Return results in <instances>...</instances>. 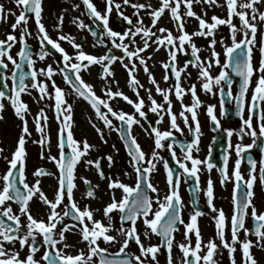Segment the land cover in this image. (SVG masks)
Returning <instances> with one entry per match:
<instances>
[{"label":"flooded vegetation","instance_id":"flooded-vegetation-1","mask_svg":"<svg viewBox=\"0 0 264 264\" xmlns=\"http://www.w3.org/2000/svg\"><path fill=\"white\" fill-rule=\"evenodd\" d=\"M20 2L19 18L12 24L10 37L0 39L10 45L3 58L13 56V62L2 61L5 68L0 71V120L4 125V143L0 147V264H99L101 254L116 253L111 251L115 221L122 231L130 230L129 236H124L130 247L145 246L138 238L136 226L151 217L156 208L160 215L175 204L181 226L204 221L218 226L226 240L233 238L237 244L231 246L230 253L244 257H252L254 250L264 253V38L250 41L258 42L257 45L247 42L246 78L222 74L218 85L205 79L198 87L185 83L177 77V60H171L173 79H167V86L158 83L153 87L157 96L145 105L139 103L138 91L129 84L115 89L113 80L103 92L96 84L93 89L85 84L88 72L98 82L108 79L114 63L123 57L112 50L108 42L112 37L108 29L111 22L97 8L90 7L91 16L85 14L92 21L85 28L92 26L97 31V37L88 34L103 50L101 56L93 46V54L85 64H74L71 55L60 49L59 42L50 40L41 43L47 65L44 77L40 78L36 70L34 53L20 72L21 48L28 44L36 51L27 28L49 30L42 19L46 14L45 6L40 5L42 0H36L34 13L24 20L25 0ZM101 4L99 1L97 7ZM50 11L47 14L54 13L53 6ZM118 19L112 22L114 28L122 22L127 27L131 25L122 16ZM47 43L53 46L56 58L46 51ZM182 47L168 49L175 56ZM63 67L73 70L88 94L69 85L61 71ZM166 73L169 74L167 69ZM180 81L184 86L189 84L187 92L192 98L185 105L181 104L187 93ZM63 82L67 91L62 88ZM193 89L198 90V97L193 95ZM167 91L165 97L173 96L177 104L176 114L168 112L170 104L166 101L164 113L159 111L164 102H157L162 96L158 92ZM114 102L132 110L145 106L140 121L150 136L148 148L163 157L166 177L157 181L161 183L155 186L154 198L148 184V214L123 226L119 218L113 219L112 210L120 211L125 206L137 180L130 190L123 189L121 180L111 188L113 176L110 179L106 168L104 140L96 141L94 148L76 134L72 124L78 107L89 109L100 126L113 121L116 145L125 151L120 135L127 131L134 141L139 135L136 128L133 133L131 115L110 111ZM66 113L68 121L64 119ZM113 200L119 202V208H112ZM154 224L149 228L151 233ZM123 233L119 241L124 240ZM153 238L158 239L156 235ZM254 261L250 259V264Z\"/></svg>","mask_w":264,"mask_h":264},{"label":"rangeland","instance_id":"rangeland-1","mask_svg":"<svg viewBox=\"0 0 264 264\" xmlns=\"http://www.w3.org/2000/svg\"><path fill=\"white\" fill-rule=\"evenodd\" d=\"M40 4L44 8L46 14L42 16L43 22L48 25L49 30L44 31L42 29L34 30L33 26L31 29L28 27V32L31 34V43L33 44L36 51L34 52V61L36 65V70L40 78L44 77V69L47 67L46 62H44L46 55L44 50L41 49L42 42H48L50 40H56L60 46V49L64 52L71 55L70 59L74 64H85L88 61L89 56L93 54L92 47L95 46L97 54L100 56L103 53V50L97 47L95 41L92 37L89 36L88 31H86L85 25L92 24V21L86 19L85 10L83 8V3L85 2L92 9L97 8L99 13L105 15L106 19L110 21V29L112 31V37L108 42L113 46L112 50L118 55L123 57L120 61H116L113 67L110 70V75L108 79L103 80V82H98L97 79H93L90 72L85 75V84L91 86L92 89L94 85H97V89L100 92L107 90V86L112 85L114 77L117 74V71L123 78L126 77H135L136 75H141L145 77L144 67L147 63L149 56L151 55V50L149 48L146 51L141 50L144 44V34L141 32V18H149L153 22V27L162 24L163 27L172 29V34L165 30V32L158 34L157 36L160 39H157V42L161 45L163 51L165 52L163 61L157 62L155 66V71L157 70L160 75L157 77L156 83L163 84L167 86V78H162V74H165V69L169 60L176 59V68L178 70V78L187 71L188 67L193 69L197 61V48L196 42H193L190 39L186 40L183 35V29L186 25V18L182 16L178 20H175V13H180V10L176 9L175 1L176 0H42ZM102 2L101 6L97 7V3ZM105 1V4H104ZM199 1L200 9L199 13L202 12L203 1ZM143 5H142V4ZM21 4L20 0H0V39L8 40L10 37L8 33L12 30V24L15 23V19L19 18L17 13V8ZM226 6L225 15L217 20L212 27L214 30H218L217 33L211 34L210 30H202L201 37H204L205 43L209 47L210 58L213 59L215 55L216 59L212 63V70L202 78L200 75H196L197 78L191 79L192 86L198 87V85L205 80H212V84L218 85L219 75L224 74L226 71V62L228 60V54L232 45L239 44L243 40L247 42L253 40H259L264 37V0H225ZM54 7V13L51 12L50 8ZM197 9V11H198ZM74 14V17L72 15ZM118 16H122V19L128 20L131 23L129 27L125 26L124 22L119 23V26L114 28L112 22H118ZM67 19L68 21V33L63 34L60 31V20ZM201 21L200 18H198ZM175 20V21H174ZM151 22V23H152ZM18 23V21L16 22ZM175 23L178 24V27H174ZM19 24V23H18ZM21 25V24H19ZM25 26V25H24ZM190 37L193 38L195 35L190 29ZM152 35V33L150 34ZM149 36V35H146ZM174 36V37H173ZM21 38V37H20ZM59 39V40H58ZM192 41V42H191ZM180 42L183 46L181 50H178V53L174 56L173 53L168 49V47L175 46L176 43ZM253 45H257L258 42H250ZM119 51L117 53L115 51ZM93 49V51H95ZM156 53V52H155ZM12 52L9 53L11 56ZM187 57L193 59V63H188ZM4 63L13 62V56L3 58ZM189 68V69H190ZM161 71V72H160ZM224 71V72H223ZM222 72V73H221ZM118 74V75H119ZM117 75V76H118ZM195 76V75H193ZM208 78V79H207ZM56 79V78H55ZM125 80V79H124ZM165 80V81H163ZM155 83V84H156ZM181 83V81H180ZM129 83L126 82L125 85ZM182 84V90L187 93L185 100L182 101L181 105H185L191 100L189 92H187L189 84ZM66 89L67 86L63 82ZM130 85V84H129ZM112 87V86H110ZM132 88V87H131ZM185 89V90H184ZM64 91L66 95L67 92ZM160 92H158V95ZM167 93L161 94L157 102H164L159 108L160 112H163L165 104V95ZM207 95V94H206ZM143 97V94H138L139 101ZM73 100V97L70 99ZM169 104V102H167ZM110 111L116 113L117 115H131L132 124L134 123L133 133H138L139 137L136 144L142 146L140 149L143 156V163L141 165L148 173V183L151 185V198L153 191H156V184L158 180H165V168L163 166V157L161 153H156L148 148V141L150 136L147 134L144 128V124L140 121V116L142 115L143 106L141 108L134 107L130 109L127 106H122L120 103H111ZM164 113V112H163ZM84 116V124L91 132H93L94 137H96L97 143L100 139L104 140L103 146L107 148L106 158L108 159L106 168L108 169L110 179L116 180L117 182L111 181V188L118 185V181L121 180V186L123 189H129L133 181L136 179L135 167L133 165L131 157L125 154V151H120L119 147L116 145L114 133H112V126L114 127V122L111 121L106 124L105 127L100 126L99 120L96 116L90 112L89 109L85 108L82 112ZM163 117V115H160ZM166 114L164 115V117ZM64 119L69 120L68 113L64 116ZM106 122V121H105ZM62 125V124H61ZM74 125V124H73ZM0 120V147L3 148L2 141V127ZM66 128V127H65ZM74 126V131L76 130ZM115 132V131H114ZM5 133V132H4ZM99 136V137H98ZM101 142V141H100ZM101 143V144H102ZM159 176V178H158ZM115 183V184H113ZM130 190V189H129ZM127 192H129L127 190ZM112 193L113 192L112 190ZM118 194V191H117ZM128 195V194H127ZM112 208H119V202L113 200ZM113 219L117 220L120 215L119 209L112 210ZM159 209L156 208V211L152 213L151 217H146L136 226L139 231L138 238L141 242H144L145 246H132L130 247L127 242H125L124 236H129L130 230H121L118 225L113 227L115 233V244L111 245V251L116 253L126 252L133 255L139 262L142 264H185L184 255L186 252L190 251L195 259L197 264H210V259L213 253L219 252L221 254V260L217 261L215 264H250V259H255L253 263L264 264V253L260 250H254L252 257L240 256L237 253H230L231 246H236L233 242V238L225 239L223 238V232L218 228V226L213 227L210 224L200 221L198 224L189 226L188 222H185L182 226L178 228V231L174 233L173 241L169 243L166 252L162 253L160 251V241L159 239H154L153 234L149 231V228L157 220L158 222ZM158 217V218H157ZM155 222V223H156ZM124 232V240L119 241L120 234ZM143 244V245H144ZM87 261L88 258L86 257ZM251 263V264H253Z\"/></svg>","mask_w":264,"mask_h":264},{"label":"bare ground","instance_id":"bare-ground-1","mask_svg":"<svg viewBox=\"0 0 264 264\" xmlns=\"http://www.w3.org/2000/svg\"><path fill=\"white\" fill-rule=\"evenodd\" d=\"M225 0H204L203 1V8L202 12L199 13L200 9L199 7V1L197 0H176L175 5L177 6L176 9L180 10V13H175V20H178L182 16L187 17L186 18V25L183 29V35L186 40H188V43L190 42V39L193 42H196V48H197V61H195V66L191 70L190 67H188L187 71H185L181 79L184 80L186 83L188 80L191 82V79L197 78L196 75H200L201 77H206L212 70V63H214L216 57L213 55V59L210 58L209 55V47L207 43H205L204 37H201L202 30H210L211 34L217 33L218 30L212 29L214 24L222 18L226 13V6L224 4ZM142 4V3H141ZM143 5V4H142ZM198 9V11H197ZM72 15V14H71ZM182 15V16H181ZM74 17V14L72 15ZM201 21H199V19ZM174 20V21H175ZM60 31L63 34L68 33V21L67 19H61L60 20ZM149 20V18L143 17L141 18V32L144 34V44L141 50L146 51L147 48L151 50V55L148 58L147 63H145V69L144 72L145 77L136 75L135 77H126L123 78L122 75H120L117 71L115 74H119L118 76L114 78V84L113 87L115 89H122L125 87L126 82H128L131 87L138 91L139 94H143V97H141L139 103L141 104H147L154 102L155 96H157V93L152 91L151 89L153 87H156L157 84L156 80L157 77L160 75V73L156 70L155 66L157 62L163 61L162 57L164 58L165 52L163 51L161 45L157 42V39H160L157 35L161 34L163 32L168 31L172 34V29L169 30V28L163 27L162 24L159 23L156 27H153V22ZM190 29L193 31V34L195 37L191 38L190 35ZM152 33V35H150ZM149 35V36H146ZM174 37V36H173ZM191 41V42H192ZM156 52V53H155ZM161 58H158L159 56ZM158 58V59H157ZM158 61H157V60ZM157 61V62H156ZM190 68V69H189ZM161 72V71H160ZM162 74V72H161ZM195 75V76H193ZM125 79V80H124ZM161 95V93L159 94ZM193 95L195 97H198V90L193 89ZM166 102H169L168 112L172 114H176L177 112V104L174 102L173 96H167L164 98ZM76 110V114L74 115L72 119L73 127L76 126V134L83 138V140H88L92 143L93 147L96 148V137H94L93 132H91L87 127H85L84 124V116L82 114L84 108L78 107ZM159 178V176H158ZM160 181V180H158ZM264 257V256H263ZM255 262V261H254ZM257 264V263H253ZM263 264V263H261Z\"/></svg>","mask_w":264,"mask_h":264},{"label":"water","instance_id":"water-1","mask_svg":"<svg viewBox=\"0 0 264 264\" xmlns=\"http://www.w3.org/2000/svg\"><path fill=\"white\" fill-rule=\"evenodd\" d=\"M34 0H30V6H33ZM31 12V9H29ZM32 13V12H31ZM245 45L234 49L231 51L228 61V67H230L231 73L235 75L245 74L246 71V64H247V57L244 54ZM8 50L7 47L0 46V55L2 52ZM50 50V49H49ZM30 48H24L22 52V60L21 66L26 65L29 61ZM1 57V56H0ZM69 82L71 85L78 88V85L75 83L73 79V75L69 77ZM80 90V89H79ZM123 142L125 146H127V151L133 157L135 167L138 169V185L137 190L134 193L129 194L128 202L125 206L120 218V221L123 223L130 222L135 219L138 213L146 214L148 211V199H147V177L144 170L140 169L139 165L141 164L142 157L138 153V151L134 148L130 137L126 132L121 134ZM159 221V223L155 227V232L159 235L162 241V251L166 250L168 243L171 241L173 232L176 230V227L180 224L179 219V209L176 205L170 207V209L166 210ZM215 259L219 258L218 255L214 257ZM186 264H196L194 258L191 254H186L185 256ZM101 264H135L133 261L131 262L127 255L122 256H101Z\"/></svg>","mask_w":264,"mask_h":264}]
</instances>
